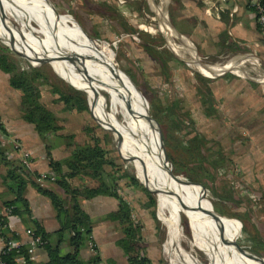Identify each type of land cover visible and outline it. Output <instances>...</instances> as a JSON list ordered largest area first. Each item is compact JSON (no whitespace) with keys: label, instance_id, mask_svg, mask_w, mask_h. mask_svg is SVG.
I'll list each match as a JSON object with an SVG mask.
<instances>
[{"label":"rangeland","instance_id":"374dc122","mask_svg":"<svg viewBox=\"0 0 264 264\" xmlns=\"http://www.w3.org/2000/svg\"><path fill=\"white\" fill-rule=\"evenodd\" d=\"M17 1L47 13L61 27L64 26L69 30L76 27L81 37L87 41L89 50L101 52L104 58L112 63L129 94L138 102V107L133 104L137 115L148 123L154 132V142L160 165L168 174L172 169L174 176L185 182V185L178 184L189 199V216L194 221V218L200 221L198 226L205 222L213 236V240L200 239L207 243H225L224 245L237 257L254 264H261L262 262L259 260L248 258L239 253L235 243L239 238L238 242L246 251L264 260V125L250 123L251 119L248 118L249 110L252 111L250 108H246L239 102L238 107L235 106L233 98L239 84L236 85L235 81H217L220 78H225V80L237 78L243 82L251 79L258 86L257 98L259 101H264L262 98V96L264 97V83H261L264 81V64L256 60H253L252 63V61H243L238 58L228 59L219 63L234 61L242 68V71L229 69L227 70L229 72L224 76L215 77L213 75L218 73L200 72L197 68L179 60V62L170 61L165 64L163 61L155 59L146 49L147 46L171 53L173 49L178 54L172 44L170 46L169 40L179 46L183 45L174 35L170 37L166 35V30L160 25V20L157 18L156 9L161 7L167 20L173 25L168 11L169 0ZM65 18L70 19L73 23L66 22ZM39 22L34 19L30 25L38 31H43V26ZM123 22L126 23V27L123 26ZM131 29H135L137 32L130 31ZM0 33L3 35L1 29ZM2 37H0V48L7 49L10 59L20 68L33 67L32 65L41 63L43 64L42 71L48 76L51 84L59 86L61 89H65L64 86H72L73 89H80L86 93L91 111L88 107V112L69 114L61 112L60 103H54L59 99L57 96L51 95L48 88H42V101L57 112L61 120L62 132L75 134L80 144L88 140L84 132L87 126L101 138L104 136L102 132L109 133L111 137L108 138L107 145L103 144V147L110 151V156L114 157L120 170L132 174L143 187L145 184L150 191L155 193L156 207L151 210L147 209L150 212L155 211L157 222L151 224L146 221L145 223V219L140 213L144 211L149 202L146 194L142 189L128 187L127 181L121 182L119 186L120 192L124 191L121 192L125 196L124 198L130 202L132 209L135 208L132 210L133 218L142 227L144 254H147L149 247L144 235L153 234L156 231L160 241L161 254L159 252L151 253L154 264H211L219 257L221 258L223 254L216 248L197 246L198 240L195 238L194 229L186 215L177 216V235L170 224L164 222L159 194L136 168L127 141L124 138H118L111 124L105 119L110 113L107 93L92 83L93 89L99 92L101 100L99 106L91 97L88 82L80 74L63 69L47 53L15 45L4 36L10 43L8 45ZM57 40H59L56 44L57 47L65 48V44L62 42L65 41V38H57ZM191 46L196 49L194 45L191 44ZM182 56H184V60L190 59V56L185 53H182ZM197 56L200 62L206 65L217 63L199 54ZM199 76L210 79L212 82L207 85V82L201 80ZM208 88L212 90L213 98L211 97V99L217 115L215 118L207 117L203 111L209 105L207 102ZM176 105H178L176 114L183 121L181 124L175 118L170 117L174 110L173 107ZM183 112L189 113L190 117L188 114L183 116ZM239 112H243L242 115L246 112V116L241 118ZM260 113L254 114L253 112V116L258 115L261 121L264 119V112L260 111ZM147 117H150L152 121H149ZM101 124L104 126L102 127ZM175 124L177 125L175 126ZM177 126H180L181 129H177ZM194 132L203 135L209 141L207 147L213 150L220 149L226 156L225 164L216 169L209 164L203 165L208 168L209 176L203 175L197 165H189L186 169H193L203 176V182L207 183V187L204 186L206 197L200 186L186 184V181L199 182L190 180L185 171L182 173L177 171V168H186L187 156L182 151L180 144L185 140V134L189 133V136H193ZM164 150L170 162L166 160ZM88 181L90 179H84V182ZM79 182L81 181L77 180V183ZM90 184L96 183L90 181ZM215 212L222 215V219H215L212 215ZM171 215L169 211L165 213L169 220ZM200 235L199 231V237Z\"/></svg>","mask_w":264,"mask_h":264},{"label":"trees","instance_id":"16d2710c","mask_svg":"<svg viewBox=\"0 0 264 264\" xmlns=\"http://www.w3.org/2000/svg\"><path fill=\"white\" fill-rule=\"evenodd\" d=\"M122 24L126 27V23L123 22ZM130 31L137 32L135 29H131ZM0 37H2L1 34ZM6 42L10 45L7 40ZM152 47L147 46L146 49L155 59L163 61L165 64H168L170 61H180L169 51H158ZM7 51L5 48H0V70L10 75V86L20 93L21 118L34 127L36 133L43 141L49 168L55 177V183L69 197L70 209L67 208L66 202L56 193L34 183L29 177V173L21 167L18 160L7 157L6 149L0 142V165L7 168L6 174L1 179V184L12 194L11 200L4 201L5 208L11 209L12 216H18L23 219L27 218L32 222L35 234L41 236L44 240L41 248L46 251L48 256L46 264H82L78 260V257L81 248L87 246L92 241L93 223L89 215L84 211L81 200L93 199L99 195L116 198L119 201L118 209L104 216L103 220L117 221L121 226L124 237L118 242V245L124 251L129 264H152V261L143 252L142 227L133 218L131 204L120 194V183L127 181L126 183H129L128 187L142 189L148 197L147 208L150 210L156 207V200L139 183V180L135 176L122 172L119 165L116 164L114 157L110 156V151L103 147L107 145L108 138L111 137L109 133L102 132L104 136L101 138L87 126L84 132L88 140L80 144L75 134H62L63 128L57 112L49 108L42 101V88L46 87L49 89L51 95L59 98L54 103H60L61 112L69 114L84 113L88 112V107L91 111L86 93L80 89L75 90L72 86H66L69 90H64L59 86L51 84L48 76L40 68L31 66L20 68L10 59ZM199 77L204 82H207V85L212 82L210 79ZM207 93L210 97L207 98L209 105L203 111L207 117L215 118L217 115L212 104V90L208 88ZM176 108H178V105L173 107L174 110L170 114V117L175 118L181 124L183 121L176 114ZM187 114L190 117L189 113L183 112V116H187ZM101 126L103 127L104 125L101 124ZM177 129L180 130V126ZM185 135V140L180 146L187 156L186 168L184 169L183 167V170L177 168V171L179 173L185 171L190 180L199 182L207 187V183L202 180L203 176L199 175L197 171H193V169L186 170L187 167L189 165H197L204 175L209 173V170L203 165L209 164L216 169L225 164L226 156L220 149L213 150L207 147L209 141L203 135L197 132H194L193 136H189V133ZM53 139H58L60 144L64 146V149L70 153L69 159L63 162L54 159L52 155V150L55 148V145L52 143ZM175 165H177L176 162ZM85 178L90 179L91 182H95L96 185L89 186L90 184H87L81 187L71 183L73 179L80 180ZM30 184L41 195L51 201L56 212V220L59 224L58 230L49 233L40 222L33 220L30 204L25 198V190ZM150 213L157 222L155 211L152 210ZM194 219L197 224H200L198 219ZM6 222L5 218L0 217V238L5 244L8 240L18 238L15 233H11L8 230ZM199 231L201 233L200 238L213 240V236L209 232L205 222L199 226ZM63 244H67L66 250L62 249ZM32 256L29 253V246L22 245L19 248L13 249L3 246L0 250V264H19V257H23L25 264H34ZM97 261L98 257L95 258V262Z\"/></svg>","mask_w":264,"mask_h":264},{"label":"crops","instance_id":"0c3cea01","mask_svg":"<svg viewBox=\"0 0 264 264\" xmlns=\"http://www.w3.org/2000/svg\"><path fill=\"white\" fill-rule=\"evenodd\" d=\"M168 11L173 23L172 25L168 20L173 29V35L183 43V46L186 44L192 48L196 59H199L197 56L199 54L212 62H217L215 65H208L209 67L218 65L222 67V65L224 66L231 61L227 63L219 62L235 58L243 61L256 60L264 64V36L259 32L250 0L213 2L209 0H169ZM191 44L196 49H193ZM172 54L180 61L187 63V60L181 58L173 49ZM226 73L228 72H222L213 76L222 77ZM9 80L10 75L0 70V125L4 130V137L6 139L17 142L32 155V162L28 168L29 177L34 183L38 184L36 176L41 173L51 172L46 157L45 146L34 127L21 118V95L10 86ZM220 81H235L236 85L239 84L238 91H235L233 98L235 106L238 107L239 102L241 105L246 106V108H250L254 114H259L260 111L264 112V101H259V98H257L258 86L256 83H253V80L251 81L250 79V81L243 82L237 78L234 80L220 78L217 82ZM262 98L264 97L262 96ZM252 111L249 110L250 114L248 118L251 119L250 123L253 125H264V119L260 121L258 115L253 116ZM243 112H239L241 118L246 116V112L244 115L241 114ZM52 141L55 145V148L52 150L54 159L61 162L69 159L70 153L64 149L59 140L53 139ZM1 144L6 149L9 159L18 160L21 163L19 153L14 149L13 143ZM6 172L7 168L0 165V215L5 209L4 201L12 199V194L1 184V179ZM77 180L79 179H73L71 183L81 187L90 184V181L84 182V179H80L81 182L79 183H77ZM90 185L95 186L96 184ZM42 187L56 193L66 202L67 208L70 209L69 197L55 182L46 181ZM121 192L120 194L125 197ZM25 198L30 204L33 220L40 222L49 233L59 229L56 212L47 197L41 195L30 184L25 190ZM81 205L93 223L92 240L96 246V251H93L90 245L87 244V246L81 248L78 260L82 264H129L124 251L118 245V242L124 237L121 226L117 221L103 220L104 216L118 209L119 201L110 196L99 195L93 199L81 200ZM149 212L150 210L145 207L140 215L145 219V221L143 220L145 223L147 221L155 224L156 221ZM8 222V230L17 235V240L21 245L28 247L31 238L26 234V231L33 229L32 222L27 218L23 219L18 216H12ZM143 231L145 230L143 229ZM144 237L148 241L146 243L147 246H149L145 256L154 264L151 253L156 254L159 252L161 254L160 241L156 235V231L153 234H146ZM3 246L4 242L0 238V250ZM62 249L66 250L67 244H63ZM96 257H98L97 262H95ZM32 261L34 264H46L48 261L46 251L41 247L37 248L32 256ZM18 262L19 264H25L23 257H19Z\"/></svg>","mask_w":264,"mask_h":264},{"label":"bare ground","instance_id":"6f19581e","mask_svg":"<svg viewBox=\"0 0 264 264\" xmlns=\"http://www.w3.org/2000/svg\"><path fill=\"white\" fill-rule=\"evenodd\" d=\"M156 11L157 18L161 23L160 25L166 30L169 36L173 35V29L162 8H157ZM23 16L25 17L24 20ZM34 19L41 22L43 31H38L35 27L30 25ZM65 20L66 22H72L70 19L65 18ZM0 29L3 35L15 45L28 47L40 53H47L50 55V58L55 60L63 69L80 74V76L88 82L87 84L90 89L91 97L99 106L101 105L99 92L93 89L92 83H94L98 89L101 88L107 93L110 102V113H108V115L106 114L107 117L105 119L111 124L117 137L120 139L124 138L127 141L136 168L144 178L149 181L151 187L159 194L160 208L164 216V222L170 224L171 228L174 229L175 235H177L178 229L176 227L177 216L180 214L186 215L191 222V227L194 229L195 238L198 240V245L195 244L204 248H216L223 254L218 260H212L213 262L211 264H254L241 257H237L223 243H207L200 239L199 226L192 220L188 213L189 199H187L186 192L184 193L178 184L185 185V182L175 177L172 169H170L169 173L171 177L166 170H164V167L162 168L154 142V132L148 126V123L137 115L134 109L133 104L138 107V102L129 94L125 84L117 75L112 63L104 58L101 52L90 51L87 41L81 37L76 27L73 30H69L64 26L61 27L59 23L54 21L53 17L49 16L47 13L38 10L36 7L26 6L20 1L0 0ZM57 38H65V41H62L65 44V48L57 47L56 44L59 42ZM169 42L170 46L172 44L181 58L184 57L182 53L190 56L187 62L200 72L211 73L209 71H212V73L220 74L229 69H242L234 62H229L224 66L222 65L223 68H220L221 66L219 65L205 68L195 63L197 59L189 45L185 44L184 46H179L171 40H169ZM215 69L218 70L213 71ZM168 211L172 214L170 220L165 216V213Z\"/></svg>","mask_w":264,"mask_h":264},{"label":"built area","instance_id":"2783aa9c","mask_svg":"<svg viewBox=\"0 0 264 264\" xmlns=\"http://www.w3.org/2000/svg\"><path fill=\"white\" fill-rule=\"evenodd\" d=\"M209 1H226V0H209ZM251 7L255 13L256 23L258 25L259 32L262 36H264V0H250ZM262 83V82H261ZM0 142L1 143H13L14 149L19 153V157L21 160V167L29 173V165L32 162V155L29 151H27L23 146L19 145L17 142H12L9 139L4 137V130L0 125ZM38 185L42 186L46 181L55 182V177L51 172L41 173L37 176ZM0 217L5 218L7 220L6 227L8 228V221L12 217L11 209L5 208L4 212L0 215ZM26 234L30 236L31 241L29 245V253L34 254L37 248H40L44 244V240L41 236L36 235L34 229H28ZM90 247L93 251L96 250V246L93 240L89 243ZM4 246H7L8 249L19 248L22 246L17 239L8 240L7 243H4Z\"/></svg>","mask_w":264,"mask_h":264},{"label":"water","instance_id":"95a60500","mask_svg":"<svg viewBox=\"0 0 264 264\" xmlns=\"http://www.w3.org/2000/svg\"><path fill=\"white\" fill-rule=\"evenodd\" d=\"M174 31L177 33V31L174 29ZM178 35H179V33H178ZM180 36V35H179ZM12 49V48H11ZM13 50V49H12ZM21 55V54H20ZM21 56H23V55H21ZM24 57V56H23ZM195 63H197V64H200L201 66H203V67H205V68H209V66L208 65H206V64H204V63H202V62H200V60L199 59H197V61L195 60ZM187 64L188 65H190L189 64V62H187ZM32 65V64H31ZM34 68H37V67H39L40 69H42V66H43V64H37V65H32ZM217 77V76H216ZM262 83H264V81L262 82ZM64 90H69V88L68 87H65L64 86ZM75 92H78V91H75ZM80 93V92H79ZM88 105V104H87ZM94 118V117H93ZM147 119L148 120H151V118L150 117H147ZM104 129V128H103ZM105 131H108V132H110V133H112L110 130H107V129H104ZM160 132V131H159ZM160 135H161V132H160ZM115 136V135H114ZM161 137V136H160ZM115 138H116V136H115ZM161 142H162V147H163V149H164V144H163V140H162V137H161ZM164 153H165V158H166V160L168 161V162H170V159H169V157H168V155H167V153L165 152V150H164ZM186 184H195V185H198V186H200L201 187V189L203 190V194H204V196L206 197V189H205V187L202 185V184H200V183H193V182H189V181H186ZM144 187H145V189L152 195V197L154 198V195H155V193L154 192H152V191H150L149 190V188L144 184ZM212 215H213V217L215 218V219H217V220H220V219H222V215H220V214H218L217 212H215V213H212ZM239 241V238L237 239V241H236V243H235V245H236V247H237V249H238V251H239V253H241L243 256L245 255V256H247L248 258H252V259H256V260H259V262H262L263 264H264V260L262 259V258H260V257H258V256H256V255H254V254H251V253H249L248 251H246L244 248H243V246L238 242Z\"/></svg>","mask_w":264,"mask_h":264}]
</instances>
